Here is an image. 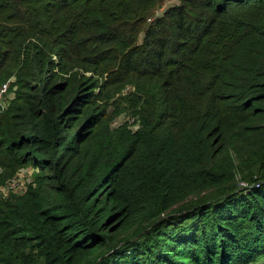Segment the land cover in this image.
Here are the masks:
<instances>
[{"label": "trees", "instance_id": "obj_1", "mask_svg": "<svg viewBox=\"0 0 264 264\" xmlns=\"http://www.w3.org/2000/svg\"><path fill=\"white\" fill-rule=\"evenodd\" d=\"M166 1L0 0V264H264V0Z\"/></svg>", "mask_w": 264, "mask_h": 264}, {"label": "rangeland", "instance_id": "obj_2", "mask_svg": "<svg viewBox=\"0 0 264 264\" xmlns=\"http://www.w3.org/2000/svg\"><path fill=\"white\" fill-rule=\"evenodd\" d=\"M176 3V0H167L163 7L160 8V13L168 6V5H172V4H175ZM159 11V10H158ZM128 89L126 88V91ZM9 96H13V93L12 92H9V94H7ZM5 97H3L4 100ZM126 121L129 122V124H132L133 123V119H131L129 116H128V113H122L120 116H117V119L114 120L112 122L113 125H119V124H122V123H125ZM130 126V125H129ZM134 128V127H133ZM14 181L16 183V187L15 188H12V184L11 182H7L5 186H2L1 187V190H2V193L3 194H7L8 191L10 189H12L13 191H21L22 188L26 187V185L28 184L29 181H31V178H32V169H30L29 167H26V168H23L21 169L20 171L17 172V174L15 175L14 177ZM12 179H10L11 181Z\"/></svg>", "mask_w": 264, "mask_h": 264}, {"label": "built area", "instance_id": "obj_3", "mask_svg": "<svg viewBox=\"0 0 264 264\" xmlns=\"http://www.w3.org/2000/svg\"><path fill=\"white\" fill-rule=\"evenodd\" d=\"M6 92H7V83H4L0 87V111L3 110L5 108V106H6V102L3 99V97L5 96V94H7ZM8 97L10 98L11 96H8ZM14 179L15 178L13 177L11 181L10 180L8 181V182H11V184H12L11 187L12 188H15L16 187V183H15Z\"/></svg>", "mask_w": 264, "mask_h": 264}]
</instances>
